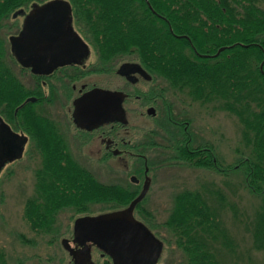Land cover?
Masks as SVG:
<instances>
[{"label":"trees","instance_id":"1","mask_svg":"<svg viewBox=\"0 0 264 264\" xmlns=\"http://www.w3.org/2000/svg\"><path fill=\"white\" fill-rule=\"evenodd\" d=\"M32 1L0 0V113L10 120L23 115L26 130L31 129L26 113L31 102L14 114L28 91L10 65L9 59H15L1 27L10 13ZM69 1L75 26L102 58L133 53L172 88L193 100L213 101L236 115L249 147V155L239 160L244 180L261 194L248 229L253 247L264 254V0ZM220 46L224 48L215 53ZM41 141L43 163L36 171V194L26 198L23 210L32 229L52 231L56 213L65 206L78 210H86L90 202L121 206L133 197L129 187L98 180L86 167L61 154L60 148L47 149V140ZM186 142L183 133L172 131L169 140L150 143L163 144L172 158L217 166L213 154L209 160L202 155L205 151H193L203 144L194 147ZM142 144L143 140L134 145ZM211 198L196 188H184L174 196L166 217L165 224L184 251L187 264H224L216 252L229 240ZM0 264H5L1 249Z\"/></svg>","mask_w":264,"mask_h":264},{"label":"flooded vegetation","instance_id":"2","mask_svg":"<svg viewBox=\"0 0 264 264\" xmlns=\"http://www.w3.org/2000/svg\"><path fill=\"white\" fill-rule=\"evenodd\" d=\"M46 1H32L28 9L23 7L13 14V17L21 15L22 20L18 30L10 34L19 33L24 24L30 25L34 30L30 34V41H33L31 47L27 48L26 53L20 52V60L11 53L18 66L15 74L28 91L25 98L33 97L26 101L31 102L30 109L26 110L31 129L23 127V115H15L10 120L0 113V156L4 161L0 171L7 163L20 159L29 151L30 156L38 158L33 173L36 186V171L43 163L41 139L47 140L45 148H60L61 154L64 152L68 159L80 166L93 163L113 164L116 160H121V164L128 166L126 156H130V159L135 156V163L138 164L134 170L140 171L142 166L143 168L141 177L129 175L130 182L137 187V190L129 188L134 191L133 197L145 182L148 185L145 195L132 209L133 217L139 222L136 224L138 227L128 220V231L123 232L114 226L89 224V220H80L75 226L78 217L123 209L133 197L125 205H111L109 209L97 213L89 212L91 204L97 202H90L86 210L71 206L76 212L83 213L73 218L71 232L60 238V244L68 257L65 264H143L149 253L148 239L141 231L144 226L161 244L160 252L151 263L154 264L159 260L165 242L137 212L140 210L144 214L147 211L141 206V201L152 181L150 171L153 161L148 146L153 145L150 142L155 140V135L165 140L170 139L162 133V128L166 125H170L175 132L183 133L187 142L194 147L199 145L194 143L195 137L190 130L191 117L184 109L175 112V101L171 100L168 92L173 91L178 97H191L172 88L163 76L151 72L133 53H113L102 58L98 48L76 28L72 6L71 26L80 39L69 34L66 17L61 12L50 13L48 7H33L34 4L42 5ZM32 8L35 10L25 19ZM81 40L86 43V50L82 49ZM118 91L120 94H117ZM20 104L15 107L14 114L23 105ZM149 107L153 108L151 112L148 111ZM133 112L135 113L131 114ZM146 114L154 118L155 126H144L145 130L142 128L145 132L144 144L141 146L143 150L134 151L133 138L136 135H133V128L137 126L130 124L128 118ZM156 145L167 149L163 144ZM202 150L205 151L203 154ZM193 151L212 159V149L205 142L202 146L193 148ZM56 161L59 159L53 162ZM130 239V245L134 246H125ZM118 247L124 250L119 253ZM95 251L100 259L95 258ZM125 252L129 255L123 254Z\"/></svg>","mask_w":264,"mask_h":264},{"label":"rangeland","instance_id":"3","mask_svg":"<svg viewBox=\"0 0 264 264\" xmlns=\"http://www.w3.org/2000/svg\"><path fill=\"white\" fill-rule=\"evenodd\" d=\"M13 13L3 21L1 27V31L6 32L8 47V34L16 32L22 20L21 15L11 17ZM9 62L16 73L18 66L15 60L9 59ZM168 95L175 101L176 113L184 109L191 117L190 130L195 137L194 143H207L217 166L190 164L183 159L172 158L170 150L160 145L148 146L153 161L150 171L152 181L141 201V206L147 211L144 214L140 210L137 212L165 242L164 250L154 264H187L184 251L176 244L174 235L165 224L173 207L174 196L184 188H196L206 197L212 196L209 202L217 206L218 217L229 240V244L224 243L216 252L224 264H264V254L253 247L248 229L259 207L261 194L252 191L244 180V167L239 160L249 155V147L243 138L241 123L236 115L219 108L213 101L200 102L182 95L178 97L173 91L168 92ZM128 119L130 124L137 126L133 128V135H136L134 144L145 138L142 130L144 126H155L154 118L147 114L132 115ZM162 129L165 136L172 135L170 125ZM155 140L161 143L165 138L155 135ZM134 148V151L143 150L141 147ZM129 157L126 156L127 162L130 164L132 161V165L128 166L121 164V160L113 164L93 163L84 166L102 182H115L137 190L136 185L130 182L129 175L141 177L143 166L140 171L134 170L138 163H135V156L132 159ZM37 162L38 158L30 156L28 151L20 159L7 163L0 171V249L5 264H65L68 257L61 248L60 238L70 234L73 218L83 213L66 206L57 213L52 231H36L29 226L23 210L26 198L36 194L33 173ZM109 206V203H92L89 212H101L109 209ZM94 256L100 259L97 251Z\"/></svg>","mask_w":264,"mask_h":264},{"label":"water","instance_id":"4","mask_svg":"<svg viewBox=\"0 0 264 264\" xmlns=\"http://www.w3.org/2000/svg\"><path fill=\"white\" fill-rule=\"evenodd\" d=\"M36 6L37 7H48L47 10L50 13L61 12V14H63L66 17V22H67L66 28H67L69 34L72 37L77 36L80 39L78 34L74 31V29L71 26V3H70L69 0H47L42 5H36V4L33 5V7H36ZM34 10L35 9L32 8L29 11V13L26 15L25 19ZM17 11H19V10H16L13 14L15 15L17 13ZM31 32H34L32 27L30 25H28V24L27 25L24 24L22 29L19 31V33L10 34L8 36L11 53L17 59H19L20 52L26 53L27 48L31 47V44L33 42V41L32 42L30 41L31 40V37H30ZM185 36H187V35H185ZM80 44L83 47L82 49L85 48V50H86V43L81 40ZM223 48H224V46L218 47V49H217V51L215 53H218ZM260 68L262 69V62L260 63ZM114 94H116V92ZM117 94H120V92L118 91ZM32 99H33V97L28 96V97L25 98V100L21 104H23L26 101L32 100ZM148 109H149L148 111L151 112V110L153 108L149 107ZM3 123L7 126V124L5 122H3ZM3 163H4L3 158H1V156H0V167H1V165ZM132 177L135 178L134 175ZM147 188H148V185L145 182L143 187L141 188V190L138 192V194L136 196H134L130 200V202L128 203V205L125 208L118 209V210H112V211H109V212H104V213H100L98 215H93V216H81V217H78L75 220V226H77V224H78V222L80 220H89L88 221V222H90L89 224H100V225H104L106 227L114 226L120 232H123L125 230L128 231V225L126 224L128 222L126 220L131 221L135 225L139 224V222L132 215V209L135 206V204L143 198V196L145 195V193L147 191ZM142 228L143 229L142 230L140 229V230L143 232V235L148 239V246H149V253L147 254L148 256L145 259L143 264H151V263L154 262V260L156 259L157 254L160 252L161 244H160L159 240L156 237H154L148 231V229H146L144 226ZM109 240L112 241L110 238H109ZM114 243L120 244L119 242H114ZM128 243L129 244H127L125 246H128V247L129 246H134V244L130 245L131 244V239L129 240ZM122 244H123V241H122ZM123 250L124 249H119V247H118L117 252L120 253ZM123 254L129 255V253H127V252H125Z\"/></svg>","mask_w":264,"mask_h":264}]
</instances>
